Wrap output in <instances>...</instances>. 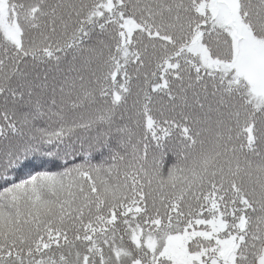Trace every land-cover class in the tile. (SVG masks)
<instances>
[{"label":"snow or ice","instance_id":"snow-or-ice-1","mask_svg":"<svg viewBox=\"0 0 264 264\" xmlns=\"http://www.w3.org/2000/svg\"><path fill=\"white\" fill-rule=\"evenodd\" d=\"M0 264H264V0H0Z\"/></svg>","mask_w":264,"mask_h":264}]
</instances>
